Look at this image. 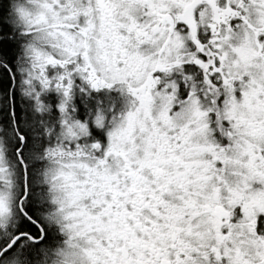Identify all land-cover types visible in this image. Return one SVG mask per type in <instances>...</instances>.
I'll return each instance as SVG.
<instances>
[{
    "label": "snow or ice",
    "instance_id": "1",
    "mask_svg": "<svg viewBox=\"0 0 264 264\" xmlns=\"http://www.w3.org/2000/svg\"><path fill=\"white\" fill-rule=\"evenodd\" d=\"M0 264H264V0H0Z\"/></svg>",
    "mask_w": 264,
    "mask_h": 264
}]
</instances>
